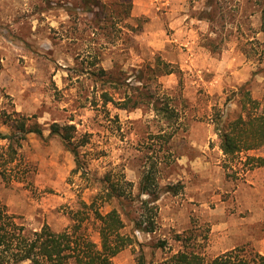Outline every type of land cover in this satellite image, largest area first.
<instances>
[{"label": "rangeland", "instance_id": "obj_1", "mask_svg": "<svg viewBox=\"0 0 264 264\" xmlns=\"http://www.w3.org/2000/svg\"><path fill=\"white\" fill-rule=\"evenodd\" d=\"M101 1L128 10L124 24L136 31L96 22L77 0H0V132L10 135L18 118L43 129L27 135L14 163L0 140L2 204L27 231L61 232L73 211L113 185L130 212L125 232L135 221L155 222L153 233L135 232L142 246L124 249L114 264H136L140 249L147 264H162L184 244L207 263L237 248L264 256V168L250 160L264 148L227 157L216 129L219 117L237 111L243 85L264 100V0ZM130 98L144 103L124 109ZM155 104L172 110L170 118ZM54 123L75 127L80 167L51 135ZM147 174L159 200L146 207L139 185ZM161 241L165 249L156 247Z\"/></svg>", "mask_w": 264, "mask_h": 264}, {"label": "trees", "instance_id": "obj_2", "mask_svg": "<svg viewBox=\"0 0 264 264\" xmlns=\"http://www.w3.org/2000/svg\"><path fill=\"white\" fill-rule=\"evenodd\" d=\"M77 1L81 12L92 15L96 22L104 21L112 25H119L120 32L121 28L129 32L136 31V28L131 24H124L126 19H131L128 10L122 12L115 7V4L107 7L101 0ZM212 2L210 0L208 4L213 5ZM122 15L125 17L123 18ZM261 17V32L264 34V8ZM205 19L212 22L211 18ZM261 47L259 63L263 64L264 42L261 43ZM100 72L106 77L105 83L109 85L114 83L115 78L107 73L108 71L101 69ZM258 72L264 75V66ZM161 73L169 75L173 73V70L161 71ZM247 86L248 83L243 85L236 94L238 97L237 111L228 114L227 117L221 116L217 121L219 147L227 157L264 148V100L254 99ZM102 96L105 102L112 101L108 91L104 92ZM131 102L132 106L128 104ZM143 103L144 99L130 98L124 104V109H137ZM154 109L158 112L163 111L166 117L170 118L172 110L163 109L156 104ZM10 127L12 133L4 135L0 132V140L8 142L9 160L7 163H14L18 148L27 139V135L31 133L43 135V129L38 123L28 125L26 118L15 119L10 123ZM74 128L73 125L62 126L59 123H54L50 129L51 135H56L61 139L65 148L73 154L76 164L80 167V153L74 147L70 131ZM250 160L255 162L256 167L264 168V157L250 158ZM154 184L155 177L152 174H147L140 182L139 197L143 195L150 197V199L141 200L146 207L149 203L159 200L157 185ZM104 185L101 186V190L91 199L90 203L83 202L78 210L71 213V225L61 232H54L48 226L36 231L25 230V227L19 225L15 218L8 213L0 199V264H114L113 259L124 249L135 244L141 247L142 244L138 241L135 232L153 233L155 231L154 220L146 221L147 225L144 224V219L135 221L132 232H125V218L130 217V212L125 210L123 203L125 194L113 185L109 187ZM174 191L178 193L177 188H174ZM114 202L120 208L112 206ZM108 206H111L110 210H106ZM89 226L98 235L99 242L93 240ZM178 240L181 241L182 238L178 236ZM166 246L167 243L161 241L156 247L165 249ZM183 247L162 264H264V256L253 251L249 253L245 248L234 249L207 263L199 252L192 250L187 244H184ZM136 264H147L142 249L137 256Z\"/></svg>", "mask_w": 264, "mask_h": 264}, {"label": "crops", "instance_id": "obj_3", "mask_svg": "<svg viewBox=\"0 0 264 264\" xmlns=\"http://www.w3.org/2000/svg\"><path fill=\"white\" fill-rule=\"evenodd\" d=\"M189 65H192V62Z\"/></svg>", "mask_w": 264, "mask_h": 264}]
</instances>
